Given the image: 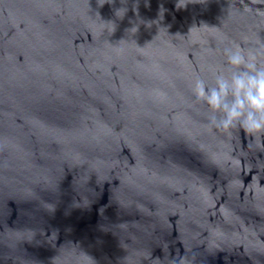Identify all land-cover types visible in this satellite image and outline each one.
I'll return each mask as SVG.
<instances>
[{"label":"water","instance_id":"water-1","mask_svg":"<svg viewBox=\"0 0 264 264\" xmlns=\"http://www.w3.org/2000/svg\"><path fill=\"white\" fill-rule=\"evenodd\" d=\"M260 44L264 0H0V264H264V135L192 90Z\"/></svg>","mask_w":264,"mask_h":264},{"label":"clouds","instance_id":"clouds-1","mask_svg":"<svg viewBox=\"0 0 264 264\" xmlns=\"http://www.w3.org/2000/svg\"><path fill=\"white\" fill-rule=\"evenodd\" d=\"M223 54L226 64L214 72V82L197 77L192 87L209 109L208 126L264 135V44L250 50L231 45Z\"/></svg>","mask_w":264,"mask_h":264}]
</instances>
